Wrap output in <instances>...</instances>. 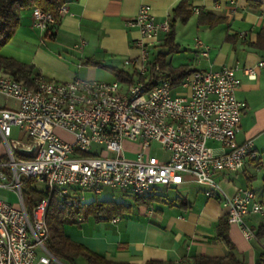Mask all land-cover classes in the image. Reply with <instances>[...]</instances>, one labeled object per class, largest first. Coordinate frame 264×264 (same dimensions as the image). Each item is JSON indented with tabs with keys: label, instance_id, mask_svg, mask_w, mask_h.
I'll use <instances>...</instances> for the list:
<instances>
[{
	"label": "built area",
	"instance_id": "2783aa9c",
	"mask_svg": "<svg viewBox=\"0 0 264 264\" xmlns=\"http://www.w3.org/2000/svg\"><path fill=\"white\" fill-rule=\"evenodd\" d=\"M64 11L60 6L58 16ZM55 23L51 13L32 7L34 27L47 30ZM130 24L138 29L139 55L125 64L144 77L132 84L80 77L53 82L38 75L27 85L0 70V94L15 101L0 106V191L16 195L13 202L0 195V264H66L45 245L51 199L67 210L82 204L86 191L99 195L109 188L144 196L183 173L205 186L208 197H224L227 223L239 226L245 239L253 237L246 216L264 221V201L251 188L238 187L227 197L213 178L215 172L233 174L248 159H259L251 140L235 138L245 107L235 95L241 84L236 67L195 69L177 87L166 80L148 85L150 51L169 23L157 21L150 6L142 4ZM256 67H264V60ZM153 71L163 74L157 65ZM244 73L256 77L255 67ZM124 141L140 144L134 157L124 156ZM152 141L160 143L165 157L148 153ZM208 142L217 143L218 150ZM28 183L44 194L30 212L23 199Z\"/></svg>",
	"mask_w": 264,
	"mask_h": 264
},
{
	"label": "crops",
	"instance_id": "0c3cea01",
	"mask_svg": "<svg viewBox=\"0 0 264 264\" xmlns=\"http://www.w3.org/2000/svg\"><path fill=\"white\" fill-rule=\"evenodd\" d=\"M180 1L65 0V11L47 30L34 27L32 7L24 8L20 11L16 31L0 48V55L32 65L37 74L48 81L68 82L76 77L114 80L110 72L97 63L128 73L135 71L133 65L125 64V60L139 55L134 45L139 37L138 29L130 21L140 5H149L157 21L172 23L174 42L179 50L186 49L185 45L189 47L190 57L184 58L180 65L196 69L236 67L235 74L241 84L235 95L245 107L235 138L238 143L251 140L259 159H248L243 168L233 174L215 172L213 178L227 197L238 187H249L257 200L264 201V192L257 194L251 187L256 177L254 172L262 168L260 162L264 161V67H256L264 60V49L252 44L258 32L264 30V0H186V11L190 13L185 21L172 14ZM163 36L159 35L160 43ZM82 41L84 43L76 47ZM160 43L151 49L150 59L162 49ZM203 47H207L205 56L200 54ZM165 60L170 66L176 65L172 54ZM246 67H255V79L247 78ZM58 133L69 136L60 130ZM124 142L137 148L132 150L134 157L140 144ZM208 144L216 150L219 148L217 143ZM120 191L122 195L133 196ZM5 193L0 191V195L7 196ZM101 195H94L91 201L101 200L98 198ZM144 196L151 201L149 206L124 202L129 209L114 216L118 218L116 222L111 221L113 217L100 220L89 217L79 225L65 224L63 231L73 241L116 263L186 264L194 256L227 255L228 246L216 237L219 221L226 218L224 197H208L205 186L188 173L175 177L168 185L154 187ZM84 197L83 203L91 202H87L85 192ZM257 217L260 218L254 214L245 217L253 232L251 239L244 238L239 226L226 225L227 239L241 264H255L264 252V237L255 236L257 227L264 221L257 222Z\"/></svg>",
	"mask_w": 264,
	"mask_h": 264
},
{
	"label": "trees",
	"instance_id": "16d2710c",
	"mask_svg": "<svg viewBox=\"0 0 264 264\" xmlns=\"http://www.w3.org/2000/svg\"><path fill=\"white\" fill-rule=\"evenodd\" d=\"M64 2L65 0H0V48L5 45L16 31L20 20V11L22 9L37 6L41 10L51 13L55 17L57 23L59 20L58 8L62 6ZM186 6V0H181L173 8L172 14L174 16H179L181 21H185L190 13V11H186ZM51 26L48 29H50ZM52 35L53 34H50V36ZM252 44L256 48L264 49V30L258 32L257 38ZM159 47L162 49L157 52L154 59H150L151 65L148 74V85H153L158 80H166L172 87H177L182 79L196 68H191L186 64L170 66L166 63V56L171 52H177L179 50V45L174 42V30L171 22H169V29L164 34ZM97 64L109 71L114 80L119 82L132 84L137 79H144L136 70L132 73H128L114 66ZM156 65L163 71V74L160 76H156L153 71ZM0 70H3L17 80H21L27 85L31 84V78L33 76H38L32 65L23 64L2 55H0ZM135 75H137L136 78L134 77ZM83 154L87 155L88 153ZM260 164L261 167L264 168V161H261ZM43 196L44 194L41 191L35 189L28 183L23 192L24 205L27 211L30 212L34 204ZM131 198L133 202H136L138 205L143 204L149 206L151 204V201L148 200V196L133 195ZM128 209L129 205H126L120 200L95 199L89 203L78 204L67 210H62L57 207L55 199H51L46 213L49 235L45 241V245L52 254L66 264H128L116 263L105 259L83 244L73 241L65 235L63 231V226L65 224L79 225L89 217L95 218L96 220L111 219L116 215H121L125 211H128ZM79 217L83 219L82 222L77 221ZM226 225V218L219 221L216 237L221 239L228 246L229 251L227 255L221 257L194 256L186 264H241L242 261L234 255L227 239L225 233ZM255 236L257 238L264 237V222L257 227ZM148 264L161 263L149 262ZM255 264H264V252L261 253L260 258Z\"/></svg>",
	"mask_w": 264,
	"mask_h": 264
},
{
	"label": "rangeland",
	"instance_id": "374dc122",
	"mask_svg": "<svg viewBox=\"0 0 264 264\" xmlns=\"http://www.w3.org/2000/svg\"><path fill=\"white\" fill-rule=\"evenodd\" d=\"M179 27H181L179 25ZM188 28H190V26H188ZM191 29V28H190ZM182 36V33H179ZM12 38V37H11ZM11 38L5 43V45L11 40ZM189 42V41H188ZM187 45L180 48V50H178L177 52H171L169 53L172 54V62L174 64H176L175 66L180 65L179 63L184 62V58H188L190 57V49L189 47H186ZM108 78H111L108 76ZM15 105V101L13 99L10 98H6L5 96L0 94V106H14ZM57 135H59L61 138L66 139V140H70L71 137L66 136L62 133H57ZM123 150H124V156L127 158H132V150H137V148L134 145H129L127 142H123ZM98 148V145H93L92 149H96ZM148 153L150 155L156 156L158 158L161 157H165L166 153L165 151L162 149L161 145L159 142L157 141H152L150 143L149 149H148ZM109 157L114 156L113 152H108L107 154ZM255 173V178L251 181V187L256 191L257 194H259L260 192H264V168H259L257 171L254 172ZM38 187H42L41 184H38ZM7 195V200L9 202H13L16 199V195L12 192V193H5ZM86 195V200L91 201L92 198L94 197V194L90 191H86L85 192ZM132 196H125L122 195L120 190H115V189H109V188H103V192L101 196H98L99 199H106V198H114L116 200H120L123 201L125 203H131L133 200L131 198ZM261 218V217H260ZM257 217V222L261 221V219ZM70 225V224H67ZM72 225V224H71Z\"/></svg>",
	"mask_w": 264,
	"mask_h": 264
}]
</instances>
